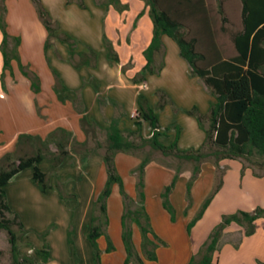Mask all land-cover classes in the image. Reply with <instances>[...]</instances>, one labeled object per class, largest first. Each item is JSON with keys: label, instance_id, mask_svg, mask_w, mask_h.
Listing matches in <instances>:
<instances>
[{"label": "crops", "instance_id": "1", "mask_svg": "<svg viewBox=\"0 0 264 264\" xmlns=\"http://www.w3.org/2000/svg\"><path fill=\"white\" fill-rule=\"evenodd\" d=\"M40 2L50 16L57 20L46 0H40ZM124 2L129 3L138 13L143 9L142 3L138 0H126ZM102 9V7L95 6V11L98 14L103 11ZM110 14L114 16V21L118 20V13L115 14L113 10H110ZM145 18L140 20L139 25H102V18H100L98 25H58V33H66L75 41L76 51L87 52L88 49H91L97 54L95 67L83 66L79 69L72 66L69 49L59 40H50L51 47L47 50L44 49L47 32L43 25H20L17 28L18 31L15 32L11 30V25H6V31L9 35L6 41L7 50L11 51L15 48L14 54L17 59L12 60L10 62L11 68L3 72V58L0 52V157L15 150L16 140L21 134L38 136L42 140H46L53 132L59 136L60 129L70 132L71 140L67 146L69 156L64 162L53 172H51L52 160L50 159L41 161L38 168L43 173L48 174L50 184L53 185L55 179H59L64 186V192L73 196L71 199L61 201L57 191L49 190L46 193H41L37 187L34 188L32 183L33 186L28 187V189L33 198L32 201H27L22 192L23 187L19 183L21 182L20 178L28 179V181L32 178L29 173L28 175L26 173L28 169L32 170V168H27V170L25 169L14 176L4 187L7 205L24 223V213L28 211L34 217H38L40 214L41 217L43 216L42 207L49 203L47 198L53 200V197L50 196H54L58 203L65 204L69 209L67 214L72 216L70 221L74 223L73 244L75 246L78 236L84 239L82 241L83 257H86L88 264L92 259L94 260L92 247L87 240V234L91 227L93 205L107 178L102 161V146L105 145L106 141L105 131L112 119H119L118 117L123 115L119 119V129L125 133L134 132L136 130L135 115L138 110L137 96L139 94L144 95L149 106L155 109L158 102L155 92L158 90L165 92L162 88H157L154 92L156 99L148 95L150 77L160 78L166 69L165 47L162 60L164 64L158 76L144 74L146 80L138 84L131 80L137 73H142L145 64L143 51L151 40L152 25H142L146 22ZM37 20L39 21L38 16ZM1 33L0 45L3 40ZM104 36L111 42L118 55L119 63L107 58ZM164 38L167 37L162 38L165 46ZM19 64L23 71L28 73V76L23 75ZM127 64L131 66L126 69ZM189 71L188 69V74ZM2 72L4 76L1 78ZM54 74L58 76L65 88L64 95L66 98L64 101L58 98L54 90ZM32 82L35 83L32 85ZM99 98L103 101L102 105L98 102ZM110 99L118 104L117 108L109 103ZM210 101L209 96L208 108ZM167 108L165 106L162 110L157 111L163 133L158 141L163 145L171 144L175 138V131L179 128L178 149L187 150L191 148H184L180 145L187 131L190 134H198L202 140V145L205 134L193 117L189 115H187L188 117H180L183 113L179 112L173 114L175 119L169 126L162 124L161 115L166 112ZM203 112L202 114H206ZM82 117L86 118L88 124L96 126L94 135L92 132L86 133L84 131L80 122ZM145 125L146 123H143V129ZM149 135L142 133L144 139H147ZM130 139L139 141L136 137H130ZM84 144L87 151L77 152L79 148L82 149L81 145ZM199 147L196 146L194 149ZM49 149L52 152L56 151L53 144L49 145ZM155 152L157 151H151L149 146H145L135 153H118L114 158L116 171L122 179L124 191L137 204V174L132 171L138 166L143 156L149 154L151 157L144 172L143 206L150 219L154 235L163 244H158L156 248L157 260H143L144 264H188L206 242L212 229L221 221L222 215L239 210L251 213L260 207L240 208L238 205L231 206V204L222 202L220 198L227 186V176L223 175L221 189L207 207L202 218L188 232V223L199 210L208 191L216 183L217 169L209 161L202 165L200 174L191 189L192 196L196 195L194 194L196 191H202L201 196H199L200 200L193 201L187 209L185 191L186 183L191 176V168L181 167V173L169 197L175 215L172 221L162 206L160 194L164 187L171 183L175 174V167L168 166L163 159L169 157L163 156L160 152L158 153L162 159L154 158L153 153ZM226 161L220 162V169H223ZM205 166H207V171L203 170ZM250 176H252L250 171L246 170L242 178L240 177L239 186L242 187V179ZM252 177L253 180L260 183L264 181V176ZM201 185L202 187L199 188ZM123 211V199L119 187L113 185L106 201L108 222L105 228V234L111 241L113 251L106 252L107 241L104 239L105 236H100L96 241L100 251V264H124L126 253L121 240ZM131 230L134 248L142 257L139 230L134 225H132ZM49 255V261L45 264H54L50 247ZM81 262L79 258V263ZM213 263L264 264V218L255 222V232L251 236H245L244 228L238 225L231 224L228 226L223 232L218 250L214 253Z\"/></svg>", "mask_w": 264, "mask_h": 264}, {"label": "trees", "instance_id": "2", "mask_svg": "<svg viewBox=\"0 0 264 264\" xmlns=\"http://www.w3.org/2000/svg\"><path fill=\"white\" fill-rule=\"evenodd\" d=\"M36 9L39 21L47 32L44 49L51 47L50 40L56 39L65 44L70 52V62L75 69L83 66L95 67L97 54L91 49L87 52L76 51L75 41L66 33H58L59 26L51 25L54 21L40 0H30ZM76 2L85 9L82 0H67ZM114 4L118 0H111ZM144 9L137 15L142 17L145 13L152 25L151 40L143 51L145 64L142 73H137L131 80L135 84L146 80V75L158 76L163 68V61L155 69V56L164 50L163 37L171 39L178 47L179 56L186 61L189 67L190 77L199 78L207 89L211 98L206 114L200 113L194 106L185 113L193 117L199 128L204 131L205 139L197 149L180 150L177 147L179 128L175 131V138L169 145H163L158 140L163 135L157 111L162 110L170 103L168 95L158 90L155 95L158 102L155 109L149 106L146 97L142 94L137 96V116L134 122V132H123L119 129V119H112L106 129V141L102 146V161L106 170V182L102 191L97 196L93 205L91 227L87 234L92 250L94 264H100V251L97 247V239L105 236L107 241L106 252L113 251L109 237L105 234L107 225L106 201L110 196L113 185L119 187L123 199V215L121 217V240L126 257L124 264H144L143 260L156 261V248L163 244L154 235L150 219L143 206L144 203V172L151 157L146 154L140 159L138 166L132 171L137 174V198L135 204L125 193L123 182L118 175L114 158L118 153H135L145 146L151 151L160 152L165 157H172L180 162L191 163V176L186 183L185 199L187 209L191 206V189L197 180L201 164L208 158H213L216 169L223 160H236L238 158H250L253 156L264 159V0H239L241 29L232 36L234 54L224 58L217 47L216 37L212 28V22L205 0H142ZM219 13L223 14L222 4L219 0ZM0 30L2 43L0 52L3 58V72L10 69V62L17 59L14 50L8 51L6 41L9 37L4 21V10L0 7ZM17 40V39H16ZM17 42V41H16ZM104 45L107 49V58L119 63V58L111 42L104 36ZM16 47V46H15ZM164 53V52H163ZM164 56V54H163ZM23 75L28 73L23 71ZM123 70V69H122ZM2 72L1 78L4 76ZM54 90L61 101L66 96L65 88L56 74ZM37 82V78L35 76ZM35 82H32V85ZM100 105L103 101L98 99ZM116 107L118 104L109 100ZM81 126L86 133H95V125L88 124L82 117ZM146 123L150 130L147 139L142 137V125ZM59 136L53 132L48 139L42 140L38 136L21 134L15 144V150L5 153L0 157V231L8 235V243L11 255V264H45L49 261V247L45 242L46 232L37 233L42 239L41 249H33L36 261L21 257L19 254L18 241L27 234L17 214L13 213L6 201L4 187L17 174L27 168H32V182L41 193L49 190L58 192L61 201L73 198L64 192V186L59 179L50 184L49 176L43 173L38 164L45 160H52L51 172L60 166L69 156L67 149L71 140L70 132L60 129ZM56 136V137H55ZM136 137L138 142L131 140ZM53 144L55 152L49 149ZM28 149H26V148ZM77 152L87 151L86 145H81ZM25 149V150H24ZM30 151V152H29ZM181 173V167H175V174L171 183L164 187L160 194L163 208L174 220V209L170 202V194ZM224 174V173H223ZM223 174L215 183L212 191L202 202L199 210L188 223L187 230L198 222L207 207L210 205L220 188L222 187ZM264 218V208L258 207L253 212L242 210L231 214H224L221 221L212 229L208 239L202 245L198 253L192 257L188 264H214V253L218 250L224 230L231 224L244 228L245 236H251L255 232V222ZM138 227L141 237V254L136 252L132 242V225ZM14 227H18V236ZM72 224L67 231V240L72 241Z\"/></svg>", "mask_w": 264, "mask_h": 264}, {"label": "rangeland", "instance_id": "3", "mask_svg": "<svg viewBox=\"0 0 264 264\" xmlns=\"http://www.w3.org/2000/svg\"><path fill=\"white\" fill-rule=\"evenodd\" d=\"M118 1L119 3L114 4L111 0H82L85 9L80 8L74 1L67 4V0H46V3L50 6L57 18V20L52 18L54 22L51 25H98L100 18H102V25H139L143 17H146V22H141L142 25H151L147 13L137 18V15L144 9V2L142 0H138L143 5V9L139 13L136 12L129 3L124 2L126 0ZM205 1L216 37L217 47L222 56L228 58L234 54L232 36L241 29L239 0H220L223 14L219 13V0ZM95 6L102 7L103 11L98 14L95 11ZM0 7L4 10L5 24L11 25V30L14 32L18 31L17 28L20 27V25H42L37 20L36 9L30 0H0ZM110 10H113L115 14L118 13L117 21L113 20L114 16L110 14ZM164 41L166 43L164 47L167 66L162 77H150L148 82V95L156 99L154 92L157 88H162L167 93L170 103L166 105L168 108L166 112L161 115V120L164 126H169L175 119L173 114L175 115L182 112L183 114H181L180 117H188L185 111L190 110L194 106L198 108L200 113L203 111H205L203 113H207L209 95L202 81L197 77H190L188 74V64L179 56L178 47L175 42L169 38H164ZM163 52L164 50H161L156 56L155 69L163 60ZM130 66L131 65L127 64L126 69L130 68ZM135 116H137V113ZM148 129L149 127L146 124L144 129L142 128V133L144 132L146 135L149 134ZM201 142L202 140L198 134H190V132L187 131L180 145L184 148L191 147L190 149H194L196 146L199 147ZM153 156L154 158L162 159L158 152L153 153ZM163 161H165L168 166L192 168L191 163L180 162L172 157L163 159ZM207 161L214 164L213 158H208L204 163ZM204 163L201 164V168ZM203 170L207 171V166H205ZM246 170H249L252 176H264V159L253 156L247 159L238 158L236 160H227L223 169H217L216 182L221 177V174L224 173L223 175L227 176V186L220 200L224 203L231 204V206L238 205L240 208H253V206H260L262 208L264 206V181L260 183L253 180V177L250 176L242 179V187L239 186L241 178ZM26 173L27 175L29 173L30 177L32 176L31 169H28ZM20 181L19 183H21L23 187L22 192L25 199L29 202L32 201L33 195L28 189V187L33 186L32 180L29 179L28 181V179L23 180L20 178ZM35 187L34 185V188ZM201 187L202 185L199 188ZM212 189L208 191L206 197ZM201 192L202 191H196L194 193L196 195H191V205L193 201L200 200L199 196H201ZM50 197H53V200H51L52 198L50 200L47 198L49 203L42 207V217L41 214L38 217H34V215H31L30 211L24 213V223L22 224L27 234L21 237L17 243L20 256L38 263L33 249H41L43 242L37 233L46 232L45 242L52 251L51 257L54 264H88L86 257H83L82 241H84V239L78 236L75 241V246L74 244L70 245L68 243L67 231L70 227V223L72 224V230L74 231L75 229L73 221H70L72 216L67 214L69 212L68 207L63 203H58L54 196ZM13 229L15 233L20 236L18 227H14ZM73 235L74 232L72 237ZM104 239L106 238L104 237ZM79 258L82 261L81 263H79ZM92 263L94 264L93 259L89 264ZM0 264H11L8 235L5 231H0Z\"/></svg>", "mask_w": 264, "mask_h": 264}]
</instances>
